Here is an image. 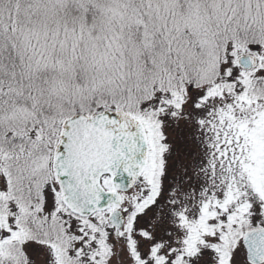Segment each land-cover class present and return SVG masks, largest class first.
Instances as JSON below:
<instances>
[{
    "label": "snow or ice",
    "instance_id": "1",
    "mask_svg": "<svg viewBox=\"0 0 264 264\" xmlns=\"http://www.w3.org/2000/svg\"><path fill=\"white\" fill-rule=\"evenodd\" d=\"M0 264H264V0H0Z\"/></svg>",
    "mask_w": 264,
    "mask_h": 264
}]
</instances>
